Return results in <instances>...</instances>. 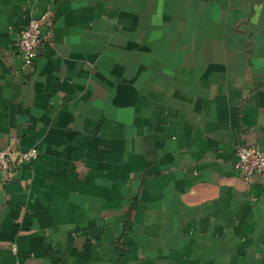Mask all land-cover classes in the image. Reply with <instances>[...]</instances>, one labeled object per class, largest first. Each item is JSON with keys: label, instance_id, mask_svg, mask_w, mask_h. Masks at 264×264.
<instances>
[{"label": "crops", "instance_id": "crops-1", "mask_svg": "<svg viewBox=\"0 0 264 264\" xmlns=\"http://www.w3.org/2000/svg\"><path fill=\"white\" fill-rule=\"evenodd\" d=\"M240 144L264 149V0H0V150H38L0 171V264H264Z\"/></svg>", "mask_w": 264, "mask_h": 264}, {"label": "built area", "instance_id": "built-area-1", "mask_svg": "<svg viewBox=\"0 0 264 264\" xmlns=\"http://www.w3.org/2000/svg\"><path fill=\"white\" fill-rule=\"evenodd\" d=\"M50 18L51 12L47 10L32 17L28 24L20 30L18 48L22 56L21 71L25 73L35 71L39 54L50 39L49 35L44 32ZM37 156L38 150L36 148L17 151L0 150V171L11 172L17 167V164L33 161ZM235 167L245 182L251 183L256 174L260 176L261 182H264V149L240 144L237 147ZM13 250H17L16 245H13Z\"/></svg>", "mask_w": 264, "mask_h": 264}]
</instances>
